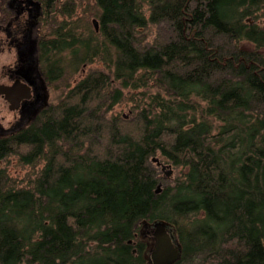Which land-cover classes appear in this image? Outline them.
Returning a JSON list of instances; mask_svg holds the SVG:
<instances>
[{"label": "trees", "instance_id": "16d2710c", "mask_svg": "<svg viewBox=\"0 0 264 264\" xmlns=\"http://www.w3.org/2000/svg\"><path fill=\"white\" fill-rule=\"evenodd\" d=\"M58 7L45 53L101 68L0 135V264H151L156 223L172 264H264V0Z\"/></svg>", "mask_w": 264, "mask_h": 264}, {"label": "flooded vegetation", "instance_id": "af4514ba", "mask_svg": "<svg viewBox=\"0 0 264 264\" xmlns=\"http://www.w3.org/2000/svg\"><path fill=\"white\" fill-rule=\"evenodd\" d=\"M56 1L0 0V114L14 115L7 126L0 120V135L22 129L49 104L59 68L45 53L46 20Z\"/></svg>", "mask_w": 264, "mask_h": 264}, {"label": "rangeland", "instance_id": "374dc122", "mask_svg": "<svg viewBox=\"0 0 264 264\" xmlns=\"http://www.w3.org/2000/svg\"><path fill=\"white\" fill-rule=\"evenodd\" d=\"M66 3H73L75 6V12L74 17H80L84 16L85 20L91 25V27L94 28L93 25V19L97 21V18L93 16V13L95 11L94 7V0H57L56 5L58 4L61 8L63 4ZM54 17L56 18L57 22H60L61 16L59 13H54ZM49 18H52V14ZM98 25V24H97ZM49 39V37H47ZM63 67L64 73L57 81L53 82L48 90V94L46 96V101L49 103H54L58 100L59 96L63 91L68 89L69 87H72L79 79H81L85 74L90 73L91 71L95 69L101 68V65L99 64H81L77 65V63H72L71 59L67 57L66 53L62 54L61 59L57 62V65ZM113 111L116 113L126 114L127 107L122 106H115L113 108ZM155 164L160 166V174L164 178L170 179L173 176V168L166 167L167 164L158 163L157 159L155 158ZM158 163V164H157ZM2 166H4L7 170V172L13 176L21 178L26 171L28 170L27 166L19 165L16 161L15 157H10L9 159H6L2 161ZM166 180V179H165ZM169 183V182H168ZM170 184V183H169Z\"/></svg>", "mask_w": 264, "mask_h": 264}, {"label": "water", "instance_id": "95a60500", "mask_svg": "<svg viewBox=\"0 0 264 264\" xmlns=\"http://www.w3.org/2000/svg\"><path fill=\"white\" fill-rule=\"evenodd\" d=\"M93 25L94 29L97 30L98 25L95 19H93ZM2 108L4 109V107ZM4 113L5 110L0 114V120L4 126H7L14 118V115L11 114L3 119L2 115H4ZM166 167L170 166L167 165ZM145 233L152 239V246L149 252L151 264H172L180 258V248L164 224H153L145 229Z\"/></svg>", "mask_w": 264, "mask_h": 264}]
</instances>
